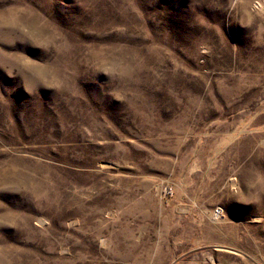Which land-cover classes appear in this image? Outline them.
<instances>
[{
  "label": "rangeland",
  "instance_id": "obj_1",
  "mask_svg": "<svg viewBox=\"0 0 264 264\" xmlns=\"http://www.w3.org/2000/svg\"><path fill=\"white\" fill-rule=\"evenodd\" d=\"M0 264H264V0H0Z\"/></svg>",
  "mask_w": 264,
  "mask_h": 264
},
{
  "label": "built area",
  "instance_id": "obj_2",
  "mask_svg": "<svg viewBox=\"0 0 264 264\" xmlns=\"http://www.w3.org/2000/svg\"><path fill=\"white\" fill-rule=\"evenodd\" d=\"M218 212V211H217Z\"/></svg>",
  "mask_w": 264,
  "mask_h": 264
}]
</instances>
